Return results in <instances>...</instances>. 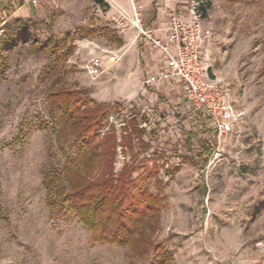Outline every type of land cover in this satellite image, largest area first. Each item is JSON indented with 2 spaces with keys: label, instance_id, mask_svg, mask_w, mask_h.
Listing matches in <instances>:
<instances>
[{
  "label": "rangeland",
  "instance_id": "rangeland-1",
  "mask_svg": "<svg viewBox=\"0 0 264 264\" xmlns=\"http://www.w3.org/2000/svg\"><path fill=\"white\" fill-rule=\"evenodd\" d=\"M47 1L20 17L0 2V264H264V0H204V66L238 118L221 145L183 92L147 84L130 14L113 0ZM109 51L125 56L112 65ZM63 87L109 107L101 136L114 135V176L150 171L141 189L164 196L140 254L93 243L49 203L45 174L75 153L51 112Z\"/></svg>",
  "mask_w": 264,
  "mask_h": 264
},
{
  "label": "trees",
  "instance_id": "trees-1",
  "mask_svg": "<svg viewBox=\"0 0 264 264\" xmlns=\"http://www.w3.org/2000/svg\"><path fill=\"white\" fill-rule=\"evenodd\" d=\"M95 1L102 3V0ZM206 10L204 5L203 18ZM12 42L14 40L9 45ZM50 97L51 112L60 113L59 134L65 137L70 133L75 147L73 155L66 153V161L61 167L45 174L44 185L55 215L72 213L91 233L93 243L132 246L140 254L147 243L146 230L157 221L158 211L164 206V196L141 189L142 183L153 174L146 170L135 180H131L128 171L114 176V135L105 132L101 136L106 127L107 105L82 91L64 87L51 92ZM144 122H147L144 116L135 119L134 130L142 137L146 132L140 125ZM61 176H65L67 190L59 181ZM158 183L161 185V181Z\"/></svg>",
  "mask_w": 264,
  "mask_h": 264
},
{
  "label": "built area",
  "instance_id": "built-area-1",
  "mask_svg": "<svg viewBox=\"0 0 264 264\" xmlns=\"http://www.w3.org/2000/svg\"><path fill=\"white\" fill-rule=\"evenodd\" d=\"M37 5V0H32ZM204 0H189L186 5L179 2L172 10L165 38H160L145 28L142 13L134 6L132 25L138 30L152 49L160 52L164 68L147 78V84L155 86L172 80L182 84L186 102L198 112L208 117L222 144L238 121L233 107L228 102V94L215 80L211 79L204 66L202 43L205 32L202 28V7ZM125 53L107 52L106 58L112 65H118ZM104 57L94 56L86 71L92 78L103 72Z\"/></svg>",
  "mask_w": 264,
  "mask_h": 264
},
{
  "label": "crops",
  "instance_id": "crops-1",
  "mask_svg": "<svg viewBox=\"0 0 264 264\" xmlns=\"http://www.w3.org/2000/svg\"><path fill=\"white\" fill-rule=\"evenodd\" d=\"M115 4L126 13L133 16L134 6L142 13L145 28L152 31L160 38H165V26L167 25L169 16L177 3L186 5L189 0H113ZM4 2L8 10L14 13L17 17L21 15H29L41 3L48 2L47 0H37V5L32 3V0H0ZM139 54L144 57L147 54L146 65L150 68V73L147 77L153 75L158 70L164 68L161 60L160 52L151 48L144 38H141L138 43ZM124 58V57H123ZM149 85V84H148ZM152 86V85H149ZM158 91L162 88L165 94L175 93L177 88L183 92V86L180 82L172 80L169 82L155 85ZM178 91V92H179ZM185 98V95H184ZM186 100V99H185Z\"/></svg>",
  "mask_w": 264,
  "mask_h": 264
}]
</instances>
